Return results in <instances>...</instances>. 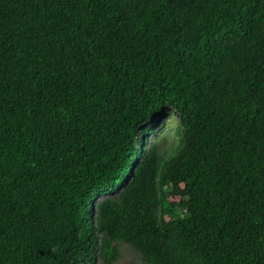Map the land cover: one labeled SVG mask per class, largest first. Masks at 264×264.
Listing matches in <instances>:
<instances>
[{"label": "trees", "instance_id": "trees-1", "mask_svg": "<svg viewBox=\"0 0 264 264\" xmlns=\"http://www.w3.org/2000/svg\"><path fill=\"white\" fill-rule=\"evenodd\" d=\"M120 244L264 264V0H0V264Z\"/></svg>", "mask_w": 264, "mask_h": 264}, {"label": "rangeland", "instance_id": "rangeland-1", "mask_svg": "<svg viewBox=\"0 0 264 264\" xmlns=\"http://www.w3.org/2000/svg\"><path fill=\"white\" fill-rule=\"evenodd\" d=\"M180 121L177 113L172 112L170 116L160 117L152 124L146 140L153 142L161 153L170 154L180 143L178 129ZM120 257L115 264H145L138 253L126 244L119 245ZM101 264V263H97Z\"/></svg>", "mask_w": 264, "mask_h": 264}]
</instances>
